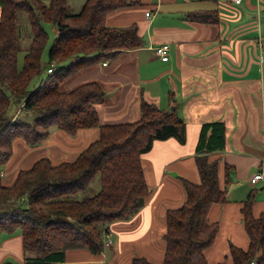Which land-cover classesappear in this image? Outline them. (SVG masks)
Here are the masks:
<instances>
[{
	"label": "trees",
	"instance_id": "1",
	"mask_svg": "<svg viewBox=\"0 0 264 264\" xmlns=\"http://www.w3.org/2000/svg\"><path fill=\"white\" fill-rule=\"evenodd\" d=\"M139 3L86 0L81 11L72 14L69 0H0V135L10 129L13 136L9 149L0 151V237L3 233L22 232L24 251L33 255L27 257L26 264H62L69 249L88 248L99 254L110 224L134 216L151 194L142 155L155 140H186V123L176 108L164 109L143 100L138 120L102 124L97 105L105 102L108 93L100 82L62 88L73 73L92 62L145 45L136 25L116 27L106 23L110 13ZM19 11L27 13L32 36L22 65ZM218 17L216 10L195 16L207 22L218 21ZM44 23L53 24L57 33L48 48V63L43 62L49 40ZM52 63L59 67H53L55 71L30 91L32 81L46 68L48 71ZM7 70L13 71V77ZM8 90L18 102L28 98L23 111L36 115L32 122L8 116ZM14 126L18 128L13 133ZM95 126L100 127L99 139L74 161L54 164L49 157H42L31 167L21 169L12 185L3 183V167L14 154L16 139L37 145L54 127L75 135L81 128ZM226 131L223 121L202 124L196 156L201 183L184 179L187 199L182 207L167 213L162 264L208 263L205 252L214 243L219 228L209 220L208 211L212 204L227 201L219 161H211L209 154L226 148ZM225 167L229 181L231 168L228 164ZM98 177L99 191L81 197ZM256 191H251L243 208L250 245L248 249L231 246L232 264H264V211L259 217L252 211ZM132 264L155 263L141 257Z\"/></svg>",
	"mask_w": 264,
	"mask_h": 264
},
{
	"label": "crops",
	"instance_id": "2",
	"mask_svg": "<svg viewBox=\"0 0 264 264\" xmlns=\"http://www.w3.org/2000/svg\"><path fill=\"white\" fill-rule=\"evenodd\" d=\"M134 1L140 3L110 13L106 23L116 27L136 25L145 45L92 62L73 73L62 88L100 82L108 93L105 102L97 105L102 124L138 120L143 100L164 109L176 108L186 123V140H155L142 155L151 194L134 216L110 224L106 235L113 237L111 254L108 256L105 249L99 254L88 248L69 249L62 264H132L141 257L162 264L167 213L185 203L184 179L201 183L197 144L202 124L211 121H223L227 128L226 148L209 154L211 161H219L227 201L209 208L208 218L219 228L205 253L207 264H232L231 246L248 249L250 245L243 208L253 189H257L253 214L259 217L264 211V200L258 199L264 195V180L250 182L253 173L264 167V0H243L239 4L227 0ZM85 2L69 0V12L78 13ZM149 10L151 16L146 15ZM213 10L218 21L195 18ZM163 43L170 45L168 61L154 52ZM100 134L99 126L81 128L75 135L57 128L48 136L52 140L47 141L54 146L40 158L49 157L54 164L74 161ZM25 143L22 138L14 141V154L22 150L24 167L14 175L4 170L3 183L7 186L14 183L21 169L40 159L32 161V154H26L31 148ZM55 143H62V148ZM61 149L71 151L68 156L72 159L65 160L67 154ZM227 164L231 168L229 181ZM29 255L33 256L25 253L20 230L1 235L0 264H26ZM230 258L231 263L223 262Z\"/></svg>",
	"mask_w": 264,
	"mask_h": 264
},
{
	"label": "rangeland",
	"instance_id": "3",
	"mask_svg": "<svg viewBox=\"0 0 264 264\" xmlns=\"http://www.w3.org/2000/svg\"><path fill=\"white\" fill-rule=\"evenodd\" d=\"M45 1H48V0H45ZM44 26L46 27V30L49 33V40H48L46 51L44 52V55H43V62L48 63V48L53 43L57 33H56V28L54 27L53 24L44 23ZM18 31H19V34H20V36H19L20 37V44H21V47H22V50L19 52V63H20V65H22L25 53H26L27 50H29V48L31 47V44H32V36L30 34V21H29V17L27 15V13L24 12V11H19L18 12ZM17 34H18V32H17ZM14 36H15V33H14ZM16 37H17V35H16ZM260 44H262V43H260ZM7 62H8V65H9V61H7ZM54 67L58 68L59 66H58V64L54 63ZM7 71H8V74L10 75V77H13V71L12 70H7ZM50 74L51 73H48L47 68H46L41 75L37 76L32 81V83L30 84V88H29L30 91H33L35 88H37L40 85V82L43 79H46L47 77H49ZM15 81H16V76H15V65H14V82ZM7 93L10 94V97H11V103L9 105V109H8V112H7L8 116H12V117H14V119L16 118V119H19L21 121L32 122L35 119L36 115H34V114L30 115V114H27L25 111H23L25 100L27 101L28 98H24L25 99L24 101L22 100L21 102H18L16 97L14 96L15 97L14 98L12 93L9 90L7 91ZM17 128H18L17 126L13 127V133H14V131L17 130ZM56 130H57V128L54 127L51 130V133H53V131H56ZM10 131H11L10 129L7 130V131L6 130L2 131V134L0 135V144L2 145V147L0 148V151L9 149L8 143H9L10 138L13 137L11 135L12 132H10ZM48 140H52L51 136L49 138L46 137L44 140H42L40 143H38L35 146L25 143L27 147L29 146L31 148L30 151H28V149H27L26 154L27 153L32 154V161L37 160L42 155H44V153H47L45 155H48V152L54 146L52 143H48L47 142ZM40 144H41V147L38 148L37 146L40 145ZM55 145H57V146L60 145L57 148H62V146H61L62 143L61 144L55 143ZM25 148H26L25 146L22 147V149H25ZM61 150H62V152H64L63 149H61ZM21 152H22L21 149L18 150L16 152V154H14L12 156V158L13 157L14 158L13 159L11 158L9 160V162L4 165L3 169L6 170V173L12 172L13 175H14L18 171L17 169L24 167V164L21 165V160L23 158V154ZM64 153L67 154V156L64 157L65 160H71L72 159V158H70V156H68L69 154H72L71 151H69V152L65 151ZM15 170H17V171H15ZM99 189H100V180H99V177H98L92 183L91 188L87 192L83 193L81 195V197L82 196L85 197V196L93 195V194L97 193L99 191ZM260 198L262 200H264V195L262 197H259L258 199H260ZM115 236H116V233L114 231V237ZM106 250H107V255L109 256L111 254L110 253V247H107L105 249V251ZM27 254H32V252L27 253ZM223 262L231 263V258L229 260H224Z\"/></svg>",
	"mask_w": 264,
	"mask_h": 264
},
{
	"label": "built area",
	"instance_id": "4",
	"mask_svg": "<svg viewBox=\"0 0 264 264\" xmlns=\"http://www.w3.org/2000/svg\"><path fill=\"white\" fill-rule=\"evenodd\" d=\"M227 1H232L234 3H241L243 0H227ZM147 16H151V11H147L146 13ZM155 54L160 57L163 61H168L170 59V45L168 43H163L160 45H157L154 48ZM104 64H107V62H104ZM54 63L50 65L48 68V73H53L54 70ZM264 180V167L256 172L253 173V175L250 177V182L252 184H257L261 181ZM113 244V240L109 235H106L105 242L103 247L101 248V251L106 249L107 247H111Z\"/></svg>",
	"mask_w": 264,
	"mask_h": 264
}]
</instances>
